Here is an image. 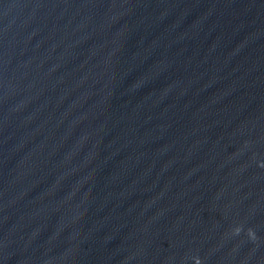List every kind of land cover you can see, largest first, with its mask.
<instances>
[{
	"label": "water",
	"instance_id": "95a60500",
	"mask_svg": "<svg viewBox=\"0 0 264 264\" xmlns=\"http://www.w3.org/2000/svg\"><path fill=\"white\" fill-rule=\"evenodd\" d=\"M0 264H264V0H0Z\"/></svg>",
	"mask_w": 264,
	"mask_h": 264
}]
</instances>
